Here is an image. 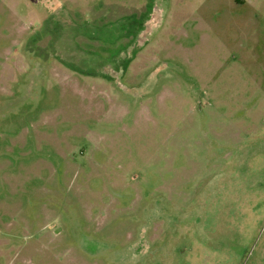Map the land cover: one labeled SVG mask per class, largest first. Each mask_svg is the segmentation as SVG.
Masks as SVG:
<instances>
[{
	"label": "rangeland",
	"instance_id": "374dc122",
	"mask_svg": "<svg viewBox=\"0 0 264 264\" xmlns=\"http://www.w3.org/2000/svg\"><path fill=\"white\" fill-rule=\"evenodd\" d=\"M0 264H264V0H0Z\"/></svg>",
	"mask_w": 264,
	"mask_h": 264
}]
</instances>
